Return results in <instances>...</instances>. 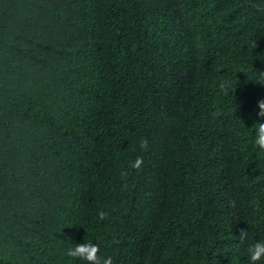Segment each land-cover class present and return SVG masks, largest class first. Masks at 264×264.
Here are the masks:
<instances>
[{"label":"trees","instance_id":"1","mask_svg":"<svg viewBox=\"0 0 264 264\" xmlns=\"http://www.w3.org/2000/svg\"><path fill=\"white\" fill-rule=\"evenodd\" d=\"M261 99L264 0H0V264H249Z\"/></svg>","mask_w":264,"mask_h":264},{"label":"clouds","instance_id":"2","mask_svg":"<svg viewBox=\"0 0 264 264\" xmlns=\"http://www.w3.org/2000/svg\"><path fill=\"white\" fill-rule=\"evenodd\" d=\"M228 85L226 83H222L220 88L225 90V95H227L226 88ZM257 106L259 108V112L257 115L261 118H264V99H261L257 102ZM255 128V145L261 151H264V122L256 123ZM149 147L147 140H141L140 149L142 151H147ZM144 160L142 156H137L134 162L130 165L131 168L136 171L141 170L143 167ZM124 175H127L124 173ZM99 220L103 221L107 218V213L104 211L98 212ZM71 224V221L68 222V225ZM71 231V230H70ZM240 240L243 242L248 239V231L241 230ZM86 241V240H85ZM49 245H46V247ZM45 248V247H44ZM247 256L249 260V264H257V262L264 261V240H255L252 243H249L247 246ZM68 257L73 259H79L85 261L86 264H114V260L112 256H101L100 255V247L97 243H93L92 241H86L84 243L75 244L74 247L69 248L66 252Z\"/></svg>","mask_w":264,"mask_h":264}]
</instances>
